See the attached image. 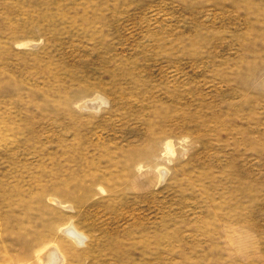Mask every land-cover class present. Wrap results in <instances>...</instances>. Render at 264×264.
I'll list each match as a JSON object with an SVG mask.
<instances>
[{"label": "rangeland", "instance_id": "rangeland-1", "mask_svg": "<svg viewBox=\"0 0 264 264\" xmlns=\"http://www.w3.org/2000/svg\"><path fill=\"white\" fill-rule=\"evenodd\" d=\"M50 246L264 264V0H0V264Z\"/></svg>", "mask_w": 264, "mask_h": 264}, {"label": "bare ground", "instance_id": "bare-ground-1", "mask_svg": "<svg viewBox=\"0 0 264 264\" xmlns=\"http://www.w3.org/2000/svg\"><path fill=\"white\" fill-rule=\"evenodd\" d=\"M69 236L73 237L75 242L79 244L82 241V237L77 235L75 231L71 228L69 232ZM47 247L43 252V258L41 264H64V257L62 256L61 252L54 246H50V249ZM58 256V257H57Z\"/></svg>", "mask_w": 264, "mask_h": 264}]
</instances>
